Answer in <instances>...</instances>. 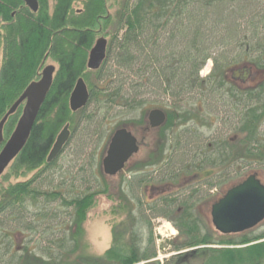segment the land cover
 Returning a JSON list of instances; mask_svg holds the SVG:
<instances>
[{
  "label": "trees",
  "instance_id": "trees-1",
  "mask_svg": "<svg viewBox=\"0 0 264 264\" xmlns=\"http://www.w3.org/2000/svg\"><path fill=\"white\" fill-rule=\"evenodd\" d=\"M75 1L38 0L39 11L32 13L23 0H0V122L27 86L39 79L45 59L60 66L30 139L12 163L15 177L32 175L31 178L0 184V227L17 217L20 228L25 229L22 225L26 217L20 214L29 202L41 198L61 201L74 211L73 231L68 241L63 238L59 243L66 250L62 255L43 259L32 256L26 248L22 256L13 252L11 234L3 237L2 233L0 241H5L6 246L0 252V264H264V233L252 236L254 229L222 235L211 220L212 227L207 226L209 223L196 204L197 191L167 198V205L153 208L161 216L167 210V218L172 219L182 239L172 243L173 252L180 254L161 263L154 261L157 254L152 238L148 240L149 248L142 252L140 239L126 238L116 226L105 252L99 256L91 254L89 244L84 242V225L99 193L68 200L59 192H43L39 187L42 176L56 165L47 162L55 139L63 126L72 121L68 100L85 68L86 52L99 32L105 34L109 27L112 29L106 34L110 40L106 70L94 79L98 83L106 81L105 88L93 89L90 104L103 103V111L115 106L133 111L155 102L142 97L145 94L168 97L171 104L165 103L164 111L168 115L167 127L173 130L176 122L190 115L184 106L190 97H213L237 113L238 126L234 130L242 139L219 138L214 158L210 155L204 160L224 171L239 163L264 164V79L255 86L239 87L228 78L232 68L247 61L264 73V8L251 15L255 0H86L84 9L77 14L73 10ZM109 1L119 3L114 15L106 12ZM210 60L214 69L203 78L201 72ZM21 114L22 107L7 121L5 142ZM182 143L179 136L174 151ZM193 145L194 142L189 143ZM160 150L165 152L164 144ZM177 164L185 165L169 159L167 175L180 171ZM127 209L114 208L112 213L118 215ZM171 214L177 216L171 218Z\"/></svg>",
  "mask_w": 264,
  "mask_h": 264
},
{
  "label": "rangeland",
  "instance_id": "rangeland-1",
  "mask_svg": "<svg viewBox=\"0 0 264 264\" xmlns=\"http://www.w3.org/2000/svg\"><path fill=\"white\" fill-rule=\"evenodd\" d=\"M85 2L86 0H76L73 4L74 12L80 14L84 9ZM263 5L264 0H255L254 6L250 9L251 15L260 13L259 11L264 8ZM50 6L52 12V3ZM118 8L119 3L109 1L106 12L114 15ZM111 29L109 27L105 34H98L96 40L100 38L109 40L106 34L110 33ZM0 57H3L1 50ZM49 65H55L54 60L48 59L43 67ZM243 66L253 68L252 75L254 77L247 86H255L264 79V73H261L254 67L253 62L247 61L246 64L244 62L235 68ZM213 69L214 63L210 60L202 70L201 77L206 78L212 73ZM230 76L231 73L229 74ZM94 79L92 84H96V80ZM105 82H100L99 85L103 87L105 86ZM142 97L155 102H150V104L145 103L143 107L141 106V108L135 111H129L128 108L120 106H115L112 110L101 111L102 106H104L103 103H99V105L93 104L91 113L94 119L91 120V124H84L80 131L74 135L64 153L55 161V167L51 168L53 170L42 176L39 187L43 192H59L68 200L84 197L88 193H99L96 198V204L89 212L84 225V242L89 244V252L91 254L95 256L102 255L111 243L113 228L119 227L118 231L122 232L126 238L129 239L134 236L140 239L141 243L139 247L142 252H145L149 248L151 244H148V240L152 238L157 254V258L154 261L163 263L174 255L180 254L172 250V243L182 241L177 229L171 222L172 219L154 218L151 206L146 204L149 202V195H144L139 190L138 194L135 192L138 188V177L134 175V171L130 169L116 177H108L103 171V159L106 156L111 137L121 125L137 122L153 109L161 108L164 110L165 103H167V106L171 104L168 97L166 99L163 96L157 97L151 94H145ZM205 98L202 94L190 97L189 101L184 105L186 113H190L189 116H185L187 120L176 122L173 127L174 129L167 133V162L172 158L173 162L183 161L185 165L177 164V166L180 170L186 168V170H182L186 179L201 173L199 167L201 161L195 162V159L200 158L199 155L202 151L211 152L212 149H217L215 146L217 139L214 138L227 140L237 138V141L238 139H242V136H238L236 130H234L238 126L236 124L238 119L235 118L237 113H234L233 108L229 105H223V103L213 97H207L206 100ZM178 114L183 116L181 113ZM261 133L264 135V123ZM179 136L180 141L182 140L183 143L178 150L174 151V148L178 144ZM158 137L162 143V140H164L162 133ZM156 139L158 140L155 137L152 141L150 137L148 142H153L155 146L157 143ZM193 142L194 145L189 146V143ZM253 173L258 174L264 182L263 163H254L252 165L239 163L228 167L225 171L224 168L217 169L214 175V182L216 183L218 180L221 191L224 187L238 185ZM3 175V177H0V184L5 180H7L6 183L20 182L28 180L32 176L15 177V173L12 171V164ZM158 181L160 180L156 178L155 182ZM195 191L198 192V196L196 197L197 207L203 212L205 216L204 221L209 223L207 226L212 227L210 225V209L206 205L204 206L209 199L201 200L208 193L207 189L205 187L201 188L198 183H192L191 186L181 191V193H186L189 196L191 192ZM123 206L128 208L126 212L119 211L118 215L112 213L114 208L120 210ZM25 209L20 214L21 217H26L22 225L25 229L20 228V218L17 217H12L10 220L5 221L3 226L0 227V234L3 233V237L10 234L13 237L15 243L13 252H20L23 256L25 249L28 248L32 256L43 259L56 258L62 255L66 250L65 248H61L59 243L63 238H67L65 240L68 241L73 231L71 220H73L74 211L68 207H64L61 201L47 202L45 198H41L36 202H29ZM171 216L173 218L177 215L171 214ZM148 222H150L149 225L147 224ZM62 223H64V226L61 225ZM169 228L175 230L174 235L168 230ZM263 233L264 223L251 232V235L257 236ZM9 241L10 239L7 238V242ZM0 242V252L2 253L6 242Z\"/></svg>",
  "mask_w": 264,
  "mask_h": 264
},
{
  "label": "water",
  "instance_id": "water-1",
  "mask_svg": "<svg viewBox=\"0 0 264 264\" xmlns=\"http://www.w3.org/2000/svg\"><path fill=\"white\" fill-rule=\"evenodd\" d=\"M25 2L33 12L38 11L37 0H25ZM107 44L108 41L105 38H100L96 42L89 61V67L92 70L99 69L106 59ZM54 72L53 66L47 67L42 79L28 86L0 122L1 148L5 141L4 128L8 119L24 105L16 129L0 153V176L27 145L40 110L52 88ZM252 72V67L243 66L233 69L231 75L234 80L244 83L252 76ZM89 97L85 83L80 79L70 98L71 110L76 112L85 107ZM150 120L152 127H160L166 121V114L161 110H154L150 114ZM68 128L66 126L57 137L48 156V163H52L69 142ZM138 151L137 139L126 129L118 130L110 142L107 156L103 161L104 173L109 177L116 176ZM211 219L213 227L222 235L243 234L260 226L264 222V184L258 174L249 175L244 181L229 189L225 196L213 205Z\"/></svg>",
  "mask_w": 264,
  "mask_h": 264
},
{
  "label": "flooded vegetation",
  "instance_id": "flooded-vegetation-1",
  "mask_svg": "<svg viewBox=\"0 0 264 264\" xmlns=\"http://www.w3.org/2000/svg\"><path fill=\"white\" fill-rule=\"evenodd\" d=\"M23 2H24L25 7L28 8L32 13H37V12H33L29 7H27L25 0H23ZM67 29L71 30V31L76 30L75 28H69V27ZM88 31H91V30L89 29ZM99 34H100V32H99ZM107 41H108V44H107V51H106V59L103 61L102 65L100 66L99 69L92 70L89 67L91 51L93 50L97 40L94 42L91 49L86 52L87 56H86V61H85V63H86L85 68L83 70L81 77H79V79L75 83L74 88L71 91L70 96H69V100H68L69 110L73 115L72 121H69L68 123H66L59 132V134H60L66 126L69 127L68 129L70 132V138H69V142L64 147V150L70 144V142L74 138V135L78 131H80L81 127L84 124L90 125L92 122L91 120H93V115L91 113V108H93V104H90L93 89H96V91H98V90H101L105 87L104 86L101 87L99 85L100 83H98V82H96V84L95 83L92 84V81H93V78H95V76L104 73L103 71L106 70V62H107V58H108V54H109V47H110L109 46L110 40H107ZM2 59H3V57H0L1 63H2ZM47 60H48V58L44 60L43 66ZM54 62H55V65L47 66V67L53 66L55 68L54 77H53V84H54L56 75L59 71V67H60L59 63H57L56 61H54ZM43 66H42L40 73H39V79L35 80L33 82H36V81H39L40 79H42L43 72L47 68V67H43ZM0 69H1V67H0ZM253 77L254 76L252 75L250 77V80L248 79L246 82H244V84H242L241 81L238 82V81L233 80L231 78V76L228 78H229V80H231V81H233L239 85H243V86L247 87L248 83H250V81L253 79ZM80 79H82L84 81L90 97H89V101L85 107L79 109L76 112H73L71 110V106H70V98H71V95L74 92L76 85ZM53 84H52V87H53ZM28 86H27V88H28ZM239 87H242V86H239ZM138 109L139 108L136 107L135 110H138ZM135 110H133V111H135ZM154 110H156V109H153L152 111H154ZM159 110H163V109L160 108ZM152 111H150L147 115L145 114L137 122L135 121V122H132L129 124L124 123L112 135L111 140L118 130L126 129L128 132H130L137 139V144L139 146V151L133 155V157L126 163L124 169L122 171H120L117 174V176L123 174V172H126L127 170H130V169H131V171H134L133 172L134 175H136L138 177V188L136 189L137 194L139 193V191H141L144 195H147V196L149 195V202H147L146 204L151 206V208H152L151 212L154 215V218H162L164 220L168 219L167 218V210H166V214L164 213L165 216H161L163 214L158 215L157 212L156 213L154 212L155 210L153 208L158 207L159 205H161L163 203L167 205V198L168 199L176 198L181 193V191H184L185 189H187V187L191 186L192 183H198V185H200L201 188L205 187L208 191V193L206 195H204L201 200L204 201V200L209 199V201H207L206 204H204V206L206 205V207L208 209H210L209 210V212H210L209 216L211 217V209H212L213 205L215 203H217L221 198H223L225 196L227 190H228L227 187H224V189H221V191H220V189H219L220 185H218V180L216 181V183L214 182L215 181L214 175L217 172V168H215V167H213V165H211L212 162L209 163L207 160H204V159H207L208 158L207 156H210V155H213V158H214V153L217 151V149L215 150V148H214V149H212L211 152L210 151H207V152L202 151V153H200L199 159H201L200 160L201 161L200 162L201 163L200 164L201 165V170H200L201 173H199L198 175L195 174L192 176V178L186 179L182 170L178 171L175 175H172V173L167 175V152H166L167 140H166V138H167V133L170 132L172 129L170 130L169 126L167 127L168 115L166 114V112L164 110H163V112L166 114L165 123L163 125H161L160 127H152V122L150 120V114ZM86 118L88 119V121H86ZM161 133L164 137V140H162V143H161V139L159 140V137H158V135ZM59 134L57 135V137L59 136ZM57 137L55 139V142L57 140ZM150 137H151L152 141L155 137L158 138V140L156 139L157 143L155 144V146H154L153 142H148ZM214 139H217V141L219 140V138H214ZM165 141H166V143H165ZM55 142H54V144H55ZM54 144H53V146H54ZM162 144L165 145V149H166L165 152H161V150H160L162 147ZM216 144H217V142H216ZM53 146H52V148H53ZM64 150L52 163H54L64 153ZM106 155H107V152H106ZM47 159H48V157H47ZM47 162H48V160H47ZM49 164H51V163H49ZM156 178H158V180H160V181L155 182Z\"/></svg>",
  "mask_w": 264,
  "mask_h": 264
},
{
  "label": "bare ground",
  "instance_id": "bare-ground-1",
  "mask_svg": "<svg viewBox=\"0 0 264 264\" xmlns=\"http://www.w3.org/2000/svg\"><path fill=\"white\" fill-rule=\"evenodd\" d=\"M39 4V3H38ZM39 10V9H38ZM38 12V11H37ZM263 224V223H262ZM259 227V226H258ZM168 230H170L171 231V233L174 235V233H175V230L173 229V228H169Z\"/></svg>",
  "mask_w": 264,
  "mask_h": 264
}]
</instances>
